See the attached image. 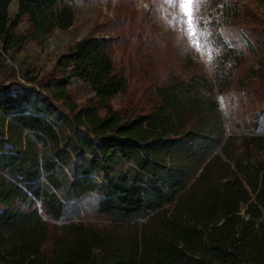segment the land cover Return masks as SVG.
<instances>
[{
	"label": "trees",
	"instance_id": "16d2710c",
	"mask_svg": "<svg viewBox=\"0 0 264 264\" xmlns=\"http://www.w3.org/2000/svg\"><path fill=\"white\" fill-rule=\"evenodd\" d=\"M107 1L0 0V264H264V135L228 128L219 102L257 74L264 89V61L241 76L229 0L201 23L214 79L160 34L162 0H120L45 73L4 59Z\"/></svg>",
	"mask_w": 264,
	"mask_h": 264
},
{
	"label": "rangeland",
	"instance_id": "374dc122",
	"mask_svg": "<svg viewBox=\"0 0 264 264\" xmlns=\"http://www.w3.org/2000/svg\"><path fill=\"white\" fill-rule=\"evenodd\" d=\"M208 1L194 0L193 15L196 18L197 34L193 37L185 34L187 26L179 23L178 13L168 0H162L158 6L157 26L160 34L172 41L181 54L192 53L195 59L203 65L204 71L214 79L215 52L212 44L207 40L206 32L201 24L208 11ZM119 3L120 0L92 3L76 2L74 4L76 19L73 27L67 31L57 30L41 43L29 42L21 51L14 50L9 54H3V57L6 62L7 58L11 60V63L7 62L10 66L14 65L17 58L19 61L25 60L26 63L32 65L35 71L45 73L50 69L57 56L92 30L97 29L96 35H101L102 32L98 30V26L108 23L110 19L114 18ZM229 3L233 7H237L239 15L236 16L237 12L232 14L234 9H231L225 30L233 43L245 52L247 63L242 69L241 76H246L251 68L260 70L259 60L263 59L264 61V28L260 26L261 18L258 17L260 15L264 20V0H229ZM15 6L16 1L10 5L9 13L11 16L16 14ZM137 6L139 9L147 8L149 3L146 0H140ZM258 80L259 75L257 74L248 82L246 87L236 85L228 95L219 96L222 114L228 128L234 122L244 124L247 121L255 120L258 122L255 134L264 135V92L261 91L262 88ZM139 87L140 84L132 81V88L138 89ZM121 101L122 98L117 97L112 102L113 106L119 109ZM99 202L100 198L97 196H88L81 201L83 210L88 216L87 220L91 223L99 222L95 216Z\"/></svg>",
	"mask_w": 264,
	"mask_h": 264
},
{
	"label": "snow or ice",
	"instance_id": "6c2138e0",
	"mask_svg": "<svg viewBox=\"0 0 264 264\" xmlns=\"http://www.w3.org/2000/svg\"><path fill=\"white\" fill-rule=\"evenodd\" d=\"M178 13L180 24L187 26L186 35L193 37L197 34L196 18H194V0H168ZM202 31V30H201Z\"/></svg>",
	"mask_w": 264,
	"mask_h": 264
},
{
	"label": "crops",
	"instance_id": "0c3cea01",
	"mask_svg": "<svg viewBox=\"0 0 264 264\" xmlns=\"http://www.w3.org/2000/svg\"><path fill=\"white\" fill-rule=\"evenodd\" d=\"M13 3V2H12ZM12 5V4H11ZM15 8H16V12L15 13H17L18 12V9H19V3L16 1V6H15Z\"/></svg>",
	"mask_w": 264,
	"mask_h": 264
},
{
	"label": "built area",
	"instance_id": "2783aa9c",
	"mask_svg": "<svg viewBox=\"0 0 264 264\" xmlns=\"http://www.w3.org/2000/svg\"><path fill=\"white\" fill-rule=\"evenodd\" d=\"M4 55H5V54H4ZM5 57H6V56H5ZM7 62H8V63H11V60H10L9 58H7Z\"/></svg>",
	"mask_w": 264,
	"mask_h": 264
}]
</instances>
